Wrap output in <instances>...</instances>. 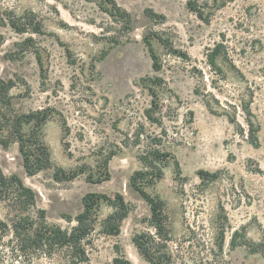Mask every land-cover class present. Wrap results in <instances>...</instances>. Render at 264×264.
Instances as JSON below:
<instances>
[{
  "label": "rangeland",
  "instance_id": "374dc122",
  "mask_svg": "<svg viewBox=\"0 0 264 264\" xmlns=\"http://www.w3.org/2000/svg\"><path fill=\"white\" fill-rule=\"evenodd\" d=\"M98 2L0 0V79L13 84L0 103V169L35 192L26 213L35 218L44 210L49 224L67 229L75 222L65 218L82 211L84 195L113 200L119 193L127 209L120 222H107L116 209L105 199L92 206L89 264H113L121 253L149 264L132 243L138 235L153 238L164 264H264L240 243L264 238V0H115L131 16L130 33ZM152 34L168 41H152L157 71L143 42ZM215 49L213 68L208 55ZM157 79L153 103L149 88ZM149 108L160 124L146 118ZM244 108L259 126L257 146L248 142ZM41 111L48 118L37 139L52 166L27 177L11 125ZM31 128L23 125L21 133L29 136ZM156 145L171 156L144 191L164 204L163 238L129 185L131 170L118 164L129 156L133 170L144 172L138 156ZM56 168L71 179L58 181ZM199 171L216 178L201 180ZM14 215L0 201V219ZM115 225L118 234L110 231ZM34 264L63 263L55 256Z\"/></svg>",
  "mask_w": 264,
  "mask_h": 264
},
{
  "label": "trees",
  "instance_id": "16d2710c",
  "mask_svg": "<svg viewBox=\"0 0 264 264\" xmlns=\"http://www.w3.org/2000/svg\"><path fill=\"white\" fill-rule=\"evenodd\" d=\"M98 5L103 12L120 25L123 32L130 33L132 31L130 14L119 7L115 0H99ZM192 11L200 13L198 10L192 9ZM145 13L151 19L164 20V16L154 13L151 9H146ZM27 21L28 23L24 25L30 26L35 33L40 32V27L37 23L30 20ZM0 22L2 23L1 18ZM9 23L12 28L20 33H24L27 30L25 27L21 28L13 19H10ZM153 40H156L164 47H168V41L158 34L143 36V42L148 48L153 61V68L157 71L160 69V65L152 47ZM172 51L177 53L175 50ZM218 55L219 51L217 49L208 55V63L213 68L216 67L215 58ZM142 81L145 82L144 79ZM156 81L157 83L154 81L153 88H149L153 103L158 99L155 89L161 83L160 79ZM12 87V82L7 83L0 79V103L3 104L5 102L7 92ZM153 106L155 107L156 105L153 104ZM244 113L246 116L248 142L253 146H257L259 126L251 120L252 115L249 108H244ZM145 116L152 123H161L159 119L154 117V109L152 108L145 110ZM47 118L48 115L41 111L16 118L11 125V132L19 142L18 152L22 159L24 171L29 177L52 166L47 149L37 139L38 132ZM23 125H32L29 136L21 133ZM30 138L34 139L35 142H32ZM2 147L6 149L7 145L3 144ZM170 156V153L164 152L158 145L150 148L144 154L138 156V160L146 171L140 172L136 170L129 177V185L142 197L149 207L150 224L156 230L158 237L162 238L167 234L164 204L149 197L145 193L144 187L152 186L161 179L162 169L167 165ZM198 176L201 180L206 181L216 178V174H209L205 171H199ZM55 178L61 181L71 179V176L62 173L60 168H56ZM105 180L108 181L109 179L106 178ZM35 196V192L26 187L18 176L6 177L0 169V201L7 202L12 211L15 212V215L9 221L0 219V264H34V262L42 258L52 259L55 256L63 264H89L87 247L91 245V236L94 232L95 214L92 207L94 203L105 199L116 209V213L111 215L107 222L114 220V217L115 220L117 219L120 222L127 215L124 197L121 194L116 193L113 200H111L102 194L88 193L82 197L81 201L84 206L82 211L73 218H65L68 223L74 221L75 225L62 229L46 221L44 210H39L35 218L26 213L29 207L35 205ZM110 231L118 234L119 228L116 225L110 226ZM237 235L235 233L232 237V247L236 246ZM132 243L149 264H164L163 258L161 254H157L158 248H156V244L150 236L138 235L133 238ZM240 243L247 246L251 253L264 257V238L259 243H253L243 238ZM113 264L131 263L121 253L113 260Z\"/></svg>",
  "mask_w": 264,
  "mask_h": 264
},
{
  "label": "water",
  "instance_id": "95a60500",
  "mask_svg": "<svg viewBox=\"0 0 264 264\" xmlns=\"http://www.w3.org/2000/svg\"><path fill=\"white\" fill-rule=\"evenodd\" d=\"M118 164L120 165H124L126 167H128L130 170H131V175L132 173L134 172L133 168H134V159L132 157H129V156H124V157H121L118 159ZM22 167H23V164H22ZM24 169V168H23ZM136 171V170H135ZM25 172V171H24ZM26 174V173H25ZM130 175V176H131ZM27 176V175H26ZM29 177V176H27ZM24 183V181H22ZM24 185L26 187H28L25 183ZM30 188V187H28ZM32 190V188H30ZM139 195V194H138ZM139 197L142 199V197L139 195ZM143 200V199H142ZM144 201V200H143ZM145 202V201H144ZM128 259V258H127ZM128 261L133 264L132 260L129 258Z\"/></svg>",
  "mask_w": 264,
  "mask_h": 264
}]
</instances>
